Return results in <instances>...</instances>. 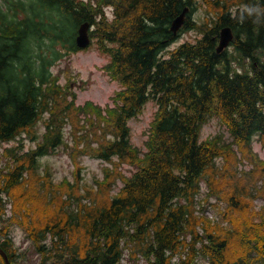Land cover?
Segmentation results:
<instances>
[{
	"label": "trees",
	"instance_id": "obj_1",
	"mask_svg": "<svg viewBox=\"0 0 264 264\" xmlns=\"http://www.w3.org/2000/svg\"><path fill=\"white\" fill-rule=\"evenodd\" d=\"M3 1L9 12L0 4V146L34 143L1 152L0 220L8 225L0 229V249L10 263L18 254L9 230L17 225L50 264H120L127 248L131 259L149 264H171L180 251L189 252L183 264L197 252L210 264H264V160L251 145L257 135L264 149V0H200L201 20L191 18L196 0ZM186 6L180 32L199 37L169 50L177 38L169 26ZM84 22L109 57L107 76L120 85L110 106L76 105L75 91L50 72L63 54L80 51L74 39ZM224 26L234 32L233 52L217 54ZM47 40L49 54H37ZM149 101L156 111L141 151L129 121ZM213 117L231 141L201 140ZM60 148L75 171L72 181L57 184L51 172L39 171V159ZM82 157L105 163L89 187L80 183ZM123 164L134 168L130 176ZM240 164L251 168L240 171ZM202 181L224 204L217 223L194 214Z\"/></svg>",
	"mask_w": 264,
	"mask_h": 264
},
{
	"label": "rangeland",
	"instance_id": "obj_2",
	"mask_svg": "<svg viewBox=\"0 0 264 264\" xmlns=\"http://www.w3.org/2000/svg\"><path fill=\"white\" fill-rule=\"evenodd\" d=\"M87 1V0H85ZM3 0H0L1 9L4 12H9L8 5H4ZM201 1L196 0L194 3L195 10L191 14V18L195 20H201L204 17V9L200 6ZM110 15V13H109ZM199 36L194 31H183L179 34L177 40L170 45L169 50L174 49L178 45L184 42H195ZM50 41H44L40 48L36 47V53L49 54ZM60 46H57V50ZM229 53L233 52V48L230 47ZM63 54L61 60H55L51 67L50 72L53 75L60 77L61 86L69 85L76 94V105L80 106L86 102H91L101 107L111 105L110 97L120 90V85L116 81H112L106 74L104 66L108 63L109 59L106 56L100 54L95 45L85 48V50L77 53L65 56ZM65 56V57H64ZM246 68L250 69L249 63H245ZM156 111V105L149 101L143 110V113L137 118H133L129 121V127L131 130L132 143L140 147L143 151V143L147 138L148 128L152 122L153 115ZM38 133L41 134L44 131L42 123L37 125ZM217 135H222L226 141H231V137L226 126L220 121L219 118H211L201 130V140L206 141ZM257 139V135H254ZM253 139L252 149L256 153V157L264 160V150L259 143ZM21 146V149L28 150L34 147V143L30 140L24 141L22 145L18 140L4 144L0 146V167L4 166L5 159L1 157V152L5 147ZM236 149V147H234ZM6 149V148H5ZM220 160V159H219ZM218 160V162H219ZM80 165L82 169L80 171V183L84 187H89L93 184L95 178H102L104 162L89 157H82L80 159ZM240 171H248L251 168V164L239 165ZM134 168H130L129 165L123 164L122 171L126 176H130ZM48 170L53 175V181L55 183H61L64 181L70 182L74 178L75 168L69 158V156L60 148L56 153L44 156L39 159V171L43 172ZM121 184L118 183V186ZM118 188L112 191V194H116ZM184 203L185 201L182 200ZM262 201L256 200V210L261 206ZM11 204L7 205L5 217L11 216L10 211ZM224 208V204L219 202L215 197L208 195V187L205 181L200 183L199 193L195 197L194 214L199 218H206L212 223L219 222L218 212ZM52 212L54 209H50ZM8 225L5 219L0 220V229ZM198 231L202 233V228L198 227ZM9 234L13 240V246L16 248L17 257L15 258L16 264H50V261L45 260L42 255L36 252V249L29 237H27L24 230L17 225H12L9 230ZM130 249L127 248L124 251L123 260L120 264H146L145 261H138L131 259ZM176 264H183L186 260L189 252L180 251L176 253ZM190 264H210L209 260L202 254H195L194 259Z\"/></svg>",
	"mask_w": 264,
	"mask_h": 264
},
{
	"label": "water",
	"instance_id": "obj_3",
	"mask_svg": "<svg viewBox=\"0 0 264 264\" xmlns=\"http://www.w3.org/2000/svg\"><path fill=\"white\" fill-rule=\"evenodd\" d=\"M189 11L188 7H185L181 13L176 16L170 24V31L173 35H177V32L182 28L185 24L186 15ZM90 24L88 22H84L80 24L77 29V36L75 38V42L78 48H85L90 44L89 37ZM234 35L230 27L225 26L222 27L219 31V39L216 46V53L220 54L225 48L229 46V44L233 41ZM0 255L4 261V264H11L8 260L7 255L4 251L0 249Z\"/></svg>",
	"mask_w": 264,
	"mask_h": 264
}]
</instances>
